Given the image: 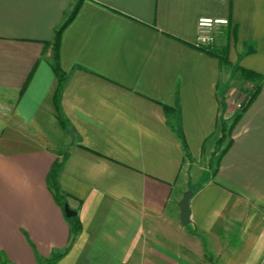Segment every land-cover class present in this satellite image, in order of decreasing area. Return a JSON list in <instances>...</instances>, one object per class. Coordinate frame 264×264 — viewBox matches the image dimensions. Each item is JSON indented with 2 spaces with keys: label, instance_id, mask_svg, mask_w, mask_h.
Wrapping results in <instances>:
<instances>
[{
  "label": "crops",
  "instance_id": "obj_1",
  "mask_svg": "<svg viewBox=\"0 0 264 264\" xmlns=\"http://www.w3.org/2000/svg\"><path fill=\"white\" fill-rule=\"evenodd\" d=\"M78 4L60 84L55 37ZM200 18L229 20L210 46L227 64L197 48ZM242 70L264 77V0H0V256L264 264V78ZM56 162L76 236L47 183Z\"/></svg>",
  "mask_w": 264,
  "mask_h": 264
},
{
  "label": "trees",
  "instance_id": "obj_2",
  "mask_svg": "<svg viewBox=\"0 0 264 264\" xmlns=\"http://www.w3.org/2000/svg\"><path fill=\"white\" fill-rule=\"evenodd\" d=\"M78 9H79V4L76 6L75 10L70 15L68 20L62 25V27L57 32L56 37H55L53 69H54L57 77L59 78L60 84H63V82L65 81V74L62 71L61 66H60V39H61L62 32L68 26V24L73 20ZM197 48L208 53L209 55L219 57L221 63H223V64L228 63V58H227V55L224 51L223 52H216V51L212 50L210 47H197ZM242 75L246 81H252V82H257V81L264 78L261 75L255 74V73L247 71V70H242ZM259 92H260V86L257 85L247 95L248 96L247 100H246L247 103L241 109L242 112H244L248 108V106L256 99ZM55 106L57 109V115H58L59 120L61 121V123L63 125H65V120H64L63 115L60 111V101H59L58 96L55 99ZM241 117H242V114L237 115L235 117V119L230 124L228 122H221V125H220V135L221 136L217 141V151H216L219 154V156L217 158V156L214 155L213 162L215 161L216 163H219L220 158L222 156H224L225 153H227L229 148L232 146V144H233V137H232L233 131H234V129H235V127H236V125L239 122ZM61 168H62V162H56L55 165L53 166L52 170H51V173L48 176L47 183H48L49 187L51 188V190L53 191L54 196H55V200L57 201V203L63 208L64 211H67V206H69V201L62 194L60 187H59V183H58V175H59V172L61 171ZM73 213H74V215L71 218H69V220L71 221V225H72L71 230H72L73 236H76L81 231V221H80V218L78 216V213L76 211H73ZM68 250L69 249H66V251H64L63 253L55 254V255H53V257L51 259H48L44 262H41L40 264H55L58 260H60L65 255V253ZM0 264H10V263L5 258L0 256Z\"/></svg>",
  "mask_w": 264,
  "mask_h": 264
},
{
  "label": "built area",
  "instance_id": "obj_3",
  "mask_svg": "<svg viewBox=\"0 0 264 264\" xmlns=\"http://www.w3.org/2000/svg\"><path fill=\"white\" fill-rule=\"evenodd\" d=\"M228 19L200 18L198 21L197 47H210L214 42V36L221 29L228 27Z\"/></svg>",
  "mask_w": 264,
  "mask_h": 264
},
{
  "label": "water",
  "instance_id": "obj_4",
  "mask_svg": "<svg viewBox=\"0 0 264 264\" xmlns=\"http://www.w3.org/2000/svg\"><path fill=\"white\" fill-rule=\"evenodd\" d=\"M193 196L194 193L192 191H188L184 194L179 203V208L181 210V224L183 226H187L191 223V200ZM67 215L68 217H72L74 215L69 206H67Z\"/></svg>",
  "mask_w": 264,
  "mask_h": 264
},
{
  "label": "rangeland",
  "instance_id": "obj_5",
  "mask_svg": "<svg viewBox=\"0 0 264 264\" xmlns=\"http://www.w3.org/2000/svg\"><path fill=\"white\" fill-rule=\"evenodd\" d=\"M206 174H208V173H206ZM206 176H208V175H206ZM194 188V187H193Z\"/></svg>",
  "mask_w": 264,
  "mask_h": 264
}]
</instances>
